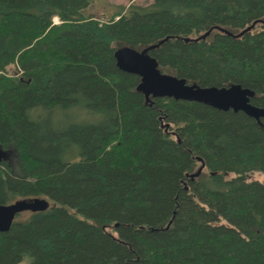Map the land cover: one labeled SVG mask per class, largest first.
Masks as SVG:
<instances>
[{
    "label": "trees",
    "instance_id": "1",
    "mask_svg": "<svg viewBox=\"0 0 264 264\" xmlns=\"http://www.w3.org/2000/svg\"><path fill=\"white\" fill-rule=\"evenodd\" d=\"M90 4L0 0V203L51 200L0 231V264H264V179L249 177L264 172V117L147 98L115 57L130 45L264 106V0H153L105 19ZM74 106L102 117L51 119Z\"/></svg>",
    "mask_w": 264,
    "mask_h": 264
},
{
    "label": "water",
    "instance_id": "2",
    "mask_svg": "<svg viewBox=\"0 0 264 264\" xmlns=\"http://www.w3.org/2000/svg\"><path fill=\"white\" fill-rule=\"evenodd\" d=\"M118 66L128 72L141 76L138 89L147 98L150 96H170L177 99L195 100L211 106L228 110H243L258 119L264 117V106L251 102L255 90L240 83L230 85L202 86L190 83L184 77L163 71L158 59L147 52L124 45L115 50ZM0 154V162L2 159ZM47 197L18 198L9 203H0V231L10 229L17 215L25 210L39 211L50 207Z\"/></svg>",
    "mask_w": 264,
    "mask_h": 264
},
{
    "label": "rangeland",
    "instance_id": "3",
    "mask_svg": "<svg viewBox=\"0 0 264 264\" xmlns=\"http://www.w3.org/2000/svg\"><path fill=\"white\" fill-rule=\"evenodd\" d=\"M153 0H91V4L84 9L86 13H93L101 19L108 18L116 10L124 7L126 11L134 6H147L152 3ZM55 22H60L59 17L54 18ZM17 64H10L8 66V72L15 73L18 71ZM102 114L97 112H91L86 108L79 106H74L68 109L56 108L51 112V119L55 122L65 124L70 121H86V122H96L100 120ZM66 159H75L79 156V146L74 144L70 151L65 155ZM250 179H264V172L262 171H252L249 173ZM18 199V198H17ZM50 200V199H49ZM51 204V200H50ZM31 214V210H25L17 215L18 219L27 218ZM30 260V256H27L24 261L20 264H26Z\"/></svg>",
    "mask_w": 264,
    "mask_h": 264
}]
</instances>
